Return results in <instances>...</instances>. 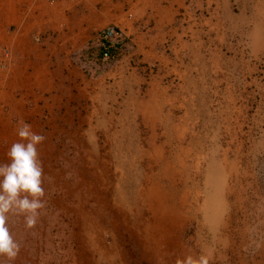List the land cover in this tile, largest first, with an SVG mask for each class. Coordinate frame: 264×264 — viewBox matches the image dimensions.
Returning a JSON list of instances; mask_svg holds the SVG:
<instances>
[{"label":"rangeland","instance_id":"1","mask_svg":"<svg viewBox=\"0 0 264 264\" xmlns=\"http://www.w3.org/2000/svg\"><path fill=\"white\" fill-rule=\"evenodd\" d=\"M251 3L242 14L232 6L235 22L211 35L204 63L182 55V96L171 95L182 106L170 111L133 101L147 97L144 83L94 100L39 79L26 94L0 44V163L21 122L43 129L46 186L34 225L26 210L9 216L22 245L0 264H177L202 254L209 264H264V0ZM187 5L195 22L209 16ZM188 22L182 15V30ZM99 33L79 56L93 80L125 53L121 43L115 60H86ZM129 63L145 81L157 72Z\"/></svg>","mask_w":264,"mask_h":264},{"label":"crops","instance_id":"2","mask_svg":"<svg viewBox=\"0 0 264 264\" xmlns=\"http://www.w3.org/2000/svg\"><path fill=\"white\" fill-rule=\"evenodd\" d=\"M187 2L209 16L195 22ZM258 2L252 0L251 7ZM234 5L242 14L249 0H0V44L11 49L16 71L28 80L26 94L39 79L55 92L66 88L68 97L90 95L94 100L108 87L121 89L128 82L132 91L144 83L147 97L133 101L147 111H170L182 106L171 99L182 96V55H198L204 63V45L215 41L211 35L235 22ZM182 15L189 20L184 30ZM108 26L116 28L125 53L93 80L78 67L79 56L93 35ZM132 57L154 66L156 74L143 80L138 68L130 66Z\"/></svg>","mask_w":264,"mask_h":264},{"label":"clouds","instance_id":"3","mask_svg":"<svg viewBox=\"0 0 264 264\" xmlns=\"http://www.w3.org/2000/svg\"><path fill=\"white\" fill-rule=\"evenodd\" d=\"M16 135L17 141L7 151V162L0 163V257H14L22 245L8 226L9 216L26 210V223L34 225L45 204L44 164L38 145L45 132L21 122ZM8 264L14 261L9 260ZM177 264H209V257L187 255Z\"/></svg>","mask_w":264,"mask_h":264},{"label":"built area","instance_id":"4","mask_svg":"<svg viewBox=\"0 0 264 264\" xmlns=\"http://www.w3.org/2000/svg\"><path fill=\"white\" fill-rule=\"evenodd\" d=\"M98 50L89 52L87 59L91 63L104 65L105 63L115 60L121 53V36H119L114 26H108L103 29L98 35ZM4 58L7 60L8 55Z\"/></svg>","mask_w":264,"mask_h":264},{"label":"trees","instance_id":"5","mask_svg":"<svg viewBox=\"0 0 264 264\" xmlns=\"http://www.w3.org/2000/svg\"><path fill=\"white\" fill-rule=\"evenodd\" d=\"M92 65V64H91ZM91 67H93L94 68V66L92 65Z\"/></svg>","mask_w":264,"mask_h":264}]
</instances>
